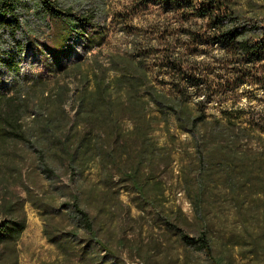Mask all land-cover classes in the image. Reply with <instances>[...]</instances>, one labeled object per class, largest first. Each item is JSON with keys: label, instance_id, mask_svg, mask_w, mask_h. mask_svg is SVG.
<instances>
[{"label": "trees", "instance_id": "trees-1", "mask_svg": "<svg viewBox=\"0 0 264 264\" xmlns=\"http://www.w3.org/2000/svg\"><path fill=\"white\" fill-rule=\"evenodd\" d=\"M66 1L0 0V37L7 33L0 44V264H18L25 201L39 210L61 264L76 257L124 264L122 249L147 261L150 252L125 235L138 217L121 191L133 192L137 206L150 208L176 237L194 236L207 264H235V246L242 256L264 258V15H244L245 0H155L167 14L164 29L136 27L106 64L92 55L83 69L106 31L95 13L77 15ZM29 7L46 26L44 41L23 26ZM28 49L47 70L73 77L74 93L59 76L48 87L41 75H32L29 91L31 75L20 65ZM4 70L12 76L7 84ZM171 116L187 136L176 158L177 137L168 133L169 143H159L153 135L160 123L168 131ZM175 160L192 220L167 205ZM226 210L236 232L225 240L214 226H226Z\"/></svg>", "mask_w": 264, "mask_h": 264}, {"label": "rangeland", "instance_id": "rangeland-1", "mask_svg": "<svg viewBox=\"0 0 264 264\" xmlns=\"http://www.w3.org/2000/svg\"><path fill=\"white\" fill-rule=\"evenodd\" d=\"M74 3L72 12L86 16L93 14L95 21L101 28L105 29L106 36L99 46L91 48L87 52V58L82 68H86V64L90 63L91 59H96L107 63V58L111 52H120L124 49L130 37V31L134 28L149 29L152 25L164 29L167 26V14L164 9H160L155 0H67L65 5ZM101 6V11L96 10V5ZM32 6L31 4H29ZM241 12L244 15H255L261 17L264 15V0H245L240 3ZM23 26H29L28 30H32L34 36L38 41H44L47 29L44 24H40L38 18H35L32 7L22 12ZM174 21V18H172ZM0 44H6L7 33L1 31ZM19 36V34H17ZM36 50L28 49L24 54V62L20 65L24 69V73L28 74L30 78L26 81L25 85L30 86L29 91L33 85L30 82L32 75H41L48 81V87L52 85L54 77L59 76L61 80L68 83L72 89L71 94L74 93L76 81L73 77L61 75L58 72L47 70L42 65L43 56ZM78 55V48L66 57L68 63H72ZM93 55V56H92ZM2 84H7L12 79L9 70L2 72ZM47 87V88H48ZM161 87V86H160ZM244 98L241 99V102ZM66 111L72 115L73 101L71 98L65 104ZM129 125L125 123V126ZM158 128L153 131L155 139L159 143H169L168 133H172L177 137L175 144L176 150L174 152L175 158L179 154L178 141H183L187 136L184 133H178L174 120L171 116L168 120V131L162 123L158 124ZM253 147L258 148V144H252ZM177 160L172 165L171 176L167 177L166 184L167 190L165 195L167 197L168 206H179L183 213L189 220H192L193 213L184 193L180 191L177 186V173H178ZM41 184L45 185L44 179H39ZM22 198H26L25 191L19 185L12 186ZM119 197L121 200L130 205L131 215L138 217V220L133 223L132 229L126 230L125 235L131 239L130 245L139 247L140 253L150 252V257L146 261L136 254L135 250L120 249L121 255L125 260L124 264H165L168 257L175 258V262L171 264H207L205 254L202 250L198 249L197 241L194 236L178 238L174 234L172 228L155 220L150 208H139L135 200V194L131 191H121ZM24 209L26 213V227L20 235L17 243L18 249V264H61V254L56 247L46 240L42 233V222L40 220V212L34 208L29 201H25ZM228 216L226 226H218L215 223L214 230L223 235L222 239H228L231 234L236 232L235 225L233 224V213L225 211ZM264 225V223H263ZM240 227H238L239 229ZM257 230V227H254ZM137 251V250H136ZM235 264H264L263 255L249 254L245 256L239 254V247L233 248ZM72 264H82L79 257L74 259Z\"/></svg>", "mask_w": 264, "mask_h": 264}]
</instances>
